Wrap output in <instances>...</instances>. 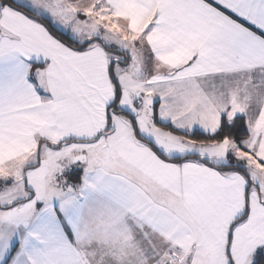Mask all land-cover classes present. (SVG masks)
<instances>
[{"label": "snow or ice", "instance_id": "6c2138e0", "mask_svg": "<svg viewBox=\"0 0 264 264\" xmlns=\"http://www.w3.org/2000/svg\"><path fill=\"white\" fill-rule=\"evenodd\" d=\"M0 264H264V0H0Z\"/></svg>", "mask_w": 264, "mask_h": 264}]
</instances>
